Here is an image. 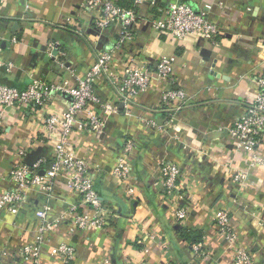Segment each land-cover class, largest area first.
I'll return each mask as SVG.
<instances>
[{"label": "crops", "instance_id": "0c3cea01", "mask_svg": "<svg viewBox=\"0 0 264 264\" xmlns=\"http://www.w3.org/2000/svg\"><path fill=\"white\" fill-rule=\"evenodd\" d=\"M113 1L124 7L131 3ZM81 2L5 0L0 6V58L13 66L10 70L0 67V80L17 87L38 78L57 81L68 76L67 70L60 69L61 61L83 76L95 54L114 44L120 24L95 27L92 19L97 13L83 9ZM188 3L208 10V18L220 27L218 45L196 36L180 41L155 31L150 19L168 4V0H155L154 5L136 8L134 39L115 54L112 63V70L122 75L130 60L154 66L160 56H174L175 83L185 92L187 103L175 111L171 109L178 102L162 104L166 86L153 79L147 91L134 97L130 115L119 104L120 112L108 120L100 138L90 132L72 135L78 155L89 161V175L109 220L103 230L70 229L61 222L43 243L39 264H63L50 254L61 243L75 248L69 264H100L105 257L111 264H140L143 260L149 264H229L233 248L213 223L214 212L221 206L231 213L240 245L251 253L255 264H264V137L258 149L262 163L248 169V185L241 186L231 174L246 166L245 155L234 149L227 132L243 114L246 99L264 73V0ZM12 37L15 43L10 42ZM95 88L103 100L117 102L104 77L96 81ZM69 99L58 95L51 107L61 110ZM169 113H173L171 121L166 120ZM150 119L163 127L145 125ZM38 123L32 108L8 111L7 125L0 131V192L9 185V170L21 160L20 149H26V155L33 150L50 151ZM126 137L136 142L128 157L135 186L131 199L112 175ZM160 161H173L183 170V200L165 196L155 184ZM42 200V195L30 191L18 213L0 210V264H29L20 256V249L35 237V210ZM50 203V214L55 216L71 204L88 210L80 196L67 189L63 178L56 181ZM179 204L189 208L182 222L174 218ZM198 235L201 238L194 242ZM201 241L206 253L197 255L191 245Z\"/></svg>", "mask_w": 264, "mask_h": 264}, {"label": "built area", "instance_id": "2783aa9c", "mask_svg": "<svg viewBox=\"0 0 264 264\" xmlns=\"http://www.w3.org/2000/svg\"><path fill=\"white\" fill-rule=\"evenodd\" d=\"M5 0H0V6ZM189 1L197 0H168L161 13L150 19L151 27L160 34L168 35L176 40H184L188 36H196L207 40L216 46L220 42L221 31L216 22L208 18V10L196 9ZM155 0H132V6L124 7L113 0H82L81 7L95 12L92 22L95 27L105 29L113 23H119L120 29L116 41L111 48L98 51L94 63L83 76L76 75L72 69L62 61L61 70H67L68 76L57 81L38 78L28 82L24 87L8 85L0 80V131L7 125L8 111L20 108H32L40 119L42 139L50 143V151L37 158L32 164L25 160L26 149L18 152L21 160L13 165L8 172V187L0 192V210L16 214L26 202L28 193L35 191L42 195L43 200L36 207L35 217L38 220L36 234L31 243L21 247L20 256L29 264H39L41 248L49 234L66 222L70 229L103 230L108 223V210L102 204L94 182L89 175V161L78 155L71 140L73 134L81 132L93 133L100 138L108 120L120 112L130 115V108L134 97L138 93L147 91L156 79L166 87L160 101L162 104L178 102L171 110H178L186 104V94L175 83L174 56H160L155 65L136 64L130 60L124 67L122 75L112 70L115 54L127 43L134 39V26L138 22L136 8L139 5ZM11 43L16 38L10 39ZM2 37L0 36V51ZM10 70L13 64L2 61L0 67ZM104 77L107 79L117 98L116 103L103 100L97 93L96 81ZM68 95L70 98L61 109H54L51 104L58 95ZM243 114L227 129L230 142L234 149L245 156V167L236 169L231 179L241 186L248 185V169L262 163L258 153L259 145L264 137V73L257 79L255 92L248 97L244 104ZM173 113L167 115L172 120ZM145 122V120H144ZM145 125L162 128L155 120H146ZM136 142L132 137H126L122 144L121 153L112 169L114 178L123 185L127 198L135 197V186L132 183V167L128 159L135 149ZM159 180L155 182L162 189V193L176 200H183V181L185 174L178 164L173 161L157 163ZM43 171V172H42ZM42 172V173H41ZM65 180L67 189L80 196L81 203L86 207L83 211L80 205L71 204L58 216L51 215L50 200L54 195L56 181ZM189 213L185 205H178L174 211L177 221H184ZM230 211L226 207H218L214 212V226L218 234L233 248V256L229 264H255L251 253L240 245L238 232L233 226ZM153 238V234L150 235ZM202 241L193 243L192 250L197 255H203ZM52 258L69 264L75 258V248L67 243H61L50 250ZM100 264H111L105 257ZM140 264H149L143 260ZM164 264H183L180 262Z\"/></svg>", "mask_w": 264, "mask_h": 264}, {"label": "water", "instance_id": "95a60500", "mask_svg": "<svg viewBox=\"0 0 264 264\" xmlns=\"http://www.w3.org/2000/svg\"><path fill=\"white\" fill-rule=\"evenodd\" d=\"M43 155H45L44 151L33 150V151H31L30 153H28L26 155V159L25 160H26V162L28 164H32L37 158H39V157H41Z\"/></svg>", "mask_w": 264, "mask_h": 264}, {"label": "trees", "instance_id": "16d2710c", "mask_svg": "<svg viewBox=\"0 0 264 264\" xmlns=\"http://www.w3.org/2000/svg\"><path fill=\"white\" fill-rule=\"evenodd\" d=\"M130 6H132V0H131L130 5L127 6V7H130ZM1 81H2V80H1ZM13 86H15V85H13ZM185 236H186V235H185ZM196 238H197V240H194V242L198 241L201 237H200V235H198Z\"/></svg>", "mask_w": 264, "mask_h": 264}]
</instances>
